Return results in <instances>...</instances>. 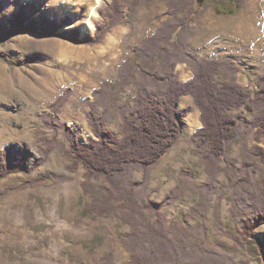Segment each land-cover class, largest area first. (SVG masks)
Wrapping results in <instances>:
<instances>
[{"label":"rangeland","instance_id":"obj_1","mask_svg":"<svg viewBox=\"0 0 264 264\" xmlns=\"http://www.w3.org/2000/svg\"><path fill=\"white\" fill-rule=\"evenodd\" d=\"M110 1L103 0L98 17L89 20L88 5L78 0H0V29L4 32L11 29L12 20L24 7L29 20L41 28H47L52 21L59 25L55 35L39 29L0 41V55L6 57L0 58V159L4 158V150L10 148L12 158L24 160L29 170L35 160L44 156V145L38 138H51L58 132L57 146L34 171L11 173L0 180V193L34 181L0 199V264H96L109 252L114 255V264H134L123 244L124 236L132 229L130 223L117 214L99 216L92 212L91 191L99 194L107 184L103 178L91 177L89 192L84 190L86 169L83 165L73 167L72 153L61 128V124H67L81 144L88 143L93 131L86 102L94 100L93 92L105 82L115 101L111 103L113 109L134 105L138 74L121 88V70L127 60L143 67L134 49L169 17L165 1L142 0L134 17L114 26L101 43L90 45L59 35L71 31H78L80 39L94 35L96 26L106 20L105 8ZM192 9L187 17V52L200 58L230 59L239 68V82L254 96L264 74V0H244L239 11L230 14L222 12L211 0H194ZM26 58L31 59L28 65L23 63ZM176 70L182 81L193 77V68L185 62L179 63ZM225 79L222 74L218 77L219 82ZM66 90L65 103L55 114L50 105ZM187 107L191 111L184 118L181 141L151 170L150 197L160 204L179 188L160 212L172 233L176 232L174 222H182L190 232L191 242L205 245L209 251L205 264H264V223L251 235L257 256L246 242L235 245L234 237L242 230L233 210L232 186L240 182L238 176L230 182V177L222 172L216 188L206 187L208 172L192 140L202 125L200 107L191 95L182 97L179 110ZM192 113L196 123L189 122ZM230 113L247 120L253 118L245 106ZM48 116H56L54 125L58 128L47 124ZM107 129L122 136L118 116ZM247 139L248 146L253 147V131ZM229 156L235 159L238 169L243 160L239 140L232 145ZM263 174L264 165L260 163L255 174L257 183ZM133 175L138 182L143 172L136 169ZM155 215L154 210L145 213L151 222ZM196 257L199 260V255L187 253L178 264L197 263Z\"/></svg>","mask_w":264,"mask_h":264},{"label":"trees","instance_id":"obj_2","mask_svg":"<svg viewBox=\"0 0 264 264\" xmlns=\"http://www.w3.org/2000/svg\"><path fill=\"white\" fill-rule=\"evenodd\" d=\"M142 0H111L105 8V22L98 24L94 35H85L80 39L78 31L59 34L71 41L85 44L101 43L106 34L116 25L133 18ZM168 4L169 17L162 20L160 27L153 35L139 44L134 52L142 59L143 67H136L127 60L122 68L121 88L137 78L138 94L133 106H115L109 83L105 82L93 92L94 100H88L87 118L92 125L93 136L83 145L77 134L67 124H61L62 133L72 153L73 167L83 165L86 177L84 190L89 192V178H103L104 185L99 194L92 190V212L99 216L117 214L130 223L132 229L124 236L123 244L130 251L134 264H178L184 261L185 254L194 253V264H205L209 251L203 243H193L190 232L182 222H174L171 228L165 226L160 208L173 200L175 193H170L163 203H156L150 197L148 178L151 170L163 155L177 145L183 135L184 118L190 113V107L179 110L183 96L191 95L200 107L202 122L192 135L193 142L199 149L200 160L208 172L209 189L216 188L217 179L223 172L230 177V182L238 176L240 182L232 186L234 198V218L241 231L234 237L236 244L247 243L250 252L258 255L255 240L251 239L255 229L264 223V174L258 183L255 174L264 165V74L259 79L260 88L251 96L246 87L238 81V66L230 59H208L190 55L187 52L189 22L187 17L193 13L194 0H163ZM218 9L225 13H236L244 0H211ZM24 7L12 20V27L4 32L0 29V41L6 36H14L29 31L55 35L58 24L50 22L47 28H41L33 20H29ZM182 14V15H180ZM6 33V34H4ZM0 58H5L0 55ZM30 58L23 60L25 65ZM185 62L193 68V77L187 81L179 78L176 70L179 63ZM225 75L223 82L219 75ZM68 90L50 105L57 114L65 103ZM246 107L253 113L247 120L243 116L230 113L233 109ZM118 116L121 122L122 136L107 129L109 122ZM52 129L56 116L45 118ZM253 131L255 144L248 146V134ZM58 132L51 138L40 137L44 145V155L35 160L31 169H26L24 160L12 158L10 148L4 150V158L0 159V180L11 173L34 171L45 159L46 155L58 144ZM236 140L241 142L243 160L237 169L235 159L229 156ZM143 172L141 181H135L133 171ZM240 175V176H239ZM34 181H25L13 189L0 193V199L11 191L23 189ZM36 183V182H35ZM155 211V220L148 221L145 213ZM245 216V217H243ZM239 235V236H238ZM243 241V242H242ZM194 260V259H193ZM96 264H114V255L107 253Z\"/></svg>","mask_w":264,"mask_h":264},{"label":"bare ground","instance_id":"obj_3","mask_svg":"<svg viewBox=\"0 0 264 264\" xmlns=\"http://www.w3.org/2000/svg\"><path fill=\"white\" fill-rule=\"evenodd\" d=\"M74 1V0H73ZM106 1V0H105ZM78 2H83L88 5V10L86 12V18L89 20L96 19L99 15V10L101 8V5L103 3V0H78ZM76 2H72V4H75ZM189 122L190 123H196V117L194 113H192L189 116ZM1 139V138H0ZM3 139V138H2ZM4 140V139H3ZM1 142V141H0Z\"/></svg>","mask_w":264,"mask_h":264},{"label":"water","instance_id":"obj_4","mask_svg":"<svg viewBox=\"0 0 264 264\" xmlns=\"http://www.w3.org/2000/svg\"><path fill=\"white\" fill-rule=\"evenodd\" d=\"M239 81V80H238ZM241 83V82H240ZM242 84V83H241Z\"/></svg>","mask_w":264,"mask_h":264}]
</instances>
